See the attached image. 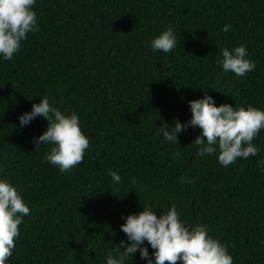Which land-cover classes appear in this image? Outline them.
<instances>
[{
	"label": "trees",
	"instance_id": "1",
	"mask_svg": "<svg viewBox=\"0 0 264 264\" xmlns=\"http://www.w3.org/2000/svg\"><path fill=\"white\" fill-rule=\"evenodd\" d=\"M33 11L39 30L11 60L0 55V180L30 209L5 264H106L127 243L120 225L129 214L149 206L159 217L173 204L186 226L207 225L233 264H264V129L253 140L258 154L228 167L216 153L197 154L198 127L178 134V145L159 131L188 121V102L205 91L217 107L264 111V0H36ZM168 28L177 47L152 49ZM240 45L255 64L243 77L217 64L221 48ZM45 96L75 112L89 140L66 172L45 159L53 145L32 142L47 120L19 125ZM125 264L147 262L137 252Z\"/></svg>",
	"mask_w": 264,
	"mask_h": 264
},
{
	"label": "clouds",
	"instance_id": "2",
	"mask_svg": "<svg viewBox=\"0 0 264 264\" xmlns=\"http://www.w3.org/2000/svg\"><path fill=\"white\" fill-rule=\"evenodd\" d=\"M36 0H0V55L5 61L11 60L21 48V41L27 33L39 30L37 15L33 11ZM230 25H224L222 32H229ZM177 47V33L172 28L163 31L151 41V48L168 53ZM248 53L243 45L231 50L220 49L221 58L218 66L224 72H232L243 77L254 70L255 64L246 59ZM204 90V89H202ZM191 118L181 123L175 120L169 131V125L163 124L159 131L165 141L178 145V134L189 127H198V135L191 145L198 146L197 154H217L220 165L228 167L237 158L255 157L259 149L253 144L261 129H264V111L251 105L234 108L233 105L215 106L213 98L205 94L201 99L188 102ZM37 116L48 122L46 131L39 137H33L36 147L51 144L45 159L48 163L58 166L61 172L69 171L82 163L84 153L89 147V140L81 131L78 115H64L58 108L50 105L45 96L38 104H33L30 112L18 117L21 128L30 124ZM35 147V148H36ZM180 156L174 153L173 159ZM264 160L258 162V167ZM109 176L116 183L121 177L112 170ZM182 184H191L189 177H181ZM137 183L135 178L131 184ZM30 213L16 188L7 180H0V264H5L16 247L19 226L22 217ZM120 230L126 235L124 240L114 245L107 253L106 264H125L138 252L147 264H233V258L227 247L218 239L209 236L208 226L197 224L186 226L181 220L176 205L162 211L158 217L149 206H144L138 214H129ZM147 245L153 249L151 256Z\"/></svg>",
	"mask_w": 264,
	"mask_h": 264
}]
</instances>
